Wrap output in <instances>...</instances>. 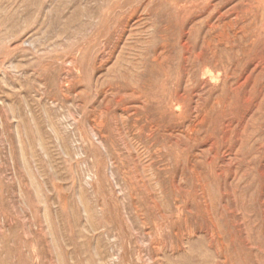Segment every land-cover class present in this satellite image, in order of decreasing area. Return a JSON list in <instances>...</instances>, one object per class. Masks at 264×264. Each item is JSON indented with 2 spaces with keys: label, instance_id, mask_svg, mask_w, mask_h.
Instances as JSON below:
<instances>
[{
  "label": "rangeland",
  "instance_id": "374dc122",
  "mask_svg": "<svg viewBox=\"0 0 264 264\" xmlns=\"http://www.w3.org/2000/svg\"><path fill=\"white\" fill-rule=\"evenodd\" d=\"M0 264H264V0H0Z\"/></svg>",
  "mask_w": 264,
  "mask_h": 264
},
{
  "label": "bare ground",
  "instance_id": "6f19581e",
  "mask_svg": "<svg viewBox=\"0 0 264 264\" xmlns=\"http://www.w3.org/2000/svg\"><path fill=\"white\" fill-rule=\"evenodd\" d=\"M16 138V137H15Z\"/></svg>",
  "mask_w": 264,
  "mask_h": 264
}]
</instances>
